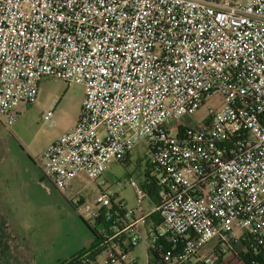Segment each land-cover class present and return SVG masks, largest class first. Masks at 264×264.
Returning <instances> with one entry per match:
<instances>
[{
	"label": "built area",
	"instance_id": "obj_1",
	"mask_svg": "<svg viewBox=\"0 0 264 264\" xmlns=\"http://www.w3.org/2000/svg\"><path fill=\"white\" fill-rule=\"evenodd\" d=\"M44 78L83 87L75 124L32 159L44 180L64 194L142 144L161 191L153 202L130 175L131 210L104 192L74 200L86 227L98 231L100 213L110 227L65 264L96 252L136 264V247L143 264L150 249L164 264H218L217 247L264 250V0H0L4 129ZM214 96L218 107L194 121Z\"/></svg>",
	"mask_w": 264,
	"mask_h": 264
},
{
	"label": "rangeland",
	"instance_id": "obj_2",
	"mask_svg": "<svg viewBox=\"0 0 264 264\" xmlns=\"http://www.w3.org/2000/svg\"><path fill=\"white\" fill-rule=\"evenodd\" d=\"M82 98L83 87L81 85L44 78L39 83L36 100L31 105L19 107V117L16 122L9 129H4L0 125V135L7 138L9 150L16 152L19 157L25 159L31 178L29 182L35 187L36 194H39L37 197L51 201L42 207L43 211L35 219H33L32 214H28L33 209L29 205L24 206L28 210L27 214H18V220L21 224L31 226L32 223L35 234L37 231L39 234L41 233L40 242L45 248L53 246L54 239H51L53 236L64 233L63 226L66 221H68V229L74 234L77 233L78 225L83 227V224L79 217L76 216L75 220L70 217L71 214L68 212L70 207L65 198L55 192L51 185L41 178L39 171L31 163V158L38 156L50 141L58 138L74 123L79 113ZM219 104L218 96L208 99L193 113V120L196 122L204 120L207 115L206 107L216 108ZM48 111H52V117L50 121H45L43 116ZM142 158H145V149L142 144H139L128 158L127 163H111L105 175L96 182L75 181L79 200L84 203H91L100 192H104L113 196L115 203L123 202L126 209H133V194L125 181L126 177L130 175L138 182L142 179L141 173L145 168L141 161ZM13 171L19 176L22 173V170L17 166L13 168ZM9 198L10 200L14 199L12 194ZM73 198L74 196L71 199ZM84 229L83 227V231H85ZM216 244V240L211 241L201 249L200 254L214 252ZM137 250L139 258L137 264H143L144 259L140 247ZM234 251L236 252V249ZM221 258L220 264H240L237 258L230 253H226ZM105 261L106 254L102 252L92 264H105ZM150 262L152 263L151 258Z\"/></svg>",
	"mask_w": 264,
	"mask_h": 264
},
{
	"label": "crops",
	"instance_id": "obj_3",
	"mask_svg": "<svg viewBox=\"0 0 264 264\" xmlns=\"http://www.w3.org/2000/svg\"><path fill=\"white\" fill-rule=\"evenodd\" d=\"M77 117L66 131L75 124ZM56 139L50 141L40 153ZM31 163L33 164V162ZM15 166L22 170L20 176L18 173H13ZM29 175L25 159L19 157L16 152L9 150L7 138L0 135V264H57L58 261L69 259L93 242V235L80 218L85 231H83L82 225H78L77 233H72L68 229V221H66L63 226L64 233L51 238L54 240L53 246L50 248L41 245V233L39 234L37 231L35 234L32 223L31 226H28L19 222L18 214L28 213L25 205L33 207L28 214H32L33 219H35L43 211L42 207L51 202L37 197L39 194H36L35 187L29 182L31 179ZM51 187L55 190L52 185ZM55 192L65 198L70 207V211L68 209L71 214L70 217L74 220L76 216L79 217L72 204L74 200L79 198L75 182L72 183L66 193L61 194L56 190ZM10 194L14 199L10 200ZM73 196L74 198L71 199ZM80 202L82 201L80 200ZM137 249L138 247L134 248L130 253V258L134 259L136 264L139 260ZM142 253L143 250H141V255Z\"/></svg>",
	"mask_w": 264,
	"mask_h": 264
},
{
	"label": "trees",
	"instance_id": "obj_4",
	"mask_svg": "<svg viewBox=\"0 0 264 264\" xmlns=\"http://www.w3.org/2000/svg\"><path fill=\"white\" fill-rule=\"evenodd\" d=\"M127 161H123L120 163L124 164V163H127ZM149 169H150V167L148 165H146L143 172L141 173L142 179L139 181V184L148 193V196H150L151 200L153 202H157L161 198L160 197L161 191H160L159 186L157 185L158 178H157V176L149 177L148 176ZM109 212L111 213L112 218L120 219L122 217V219H123L124 210L117 207V205H113L112 208L109 210ZM95 224L97 226L96 230H98V231L108 229L110 227V224L107 223L103 219L102 213H100V216L97 219H95ZM89 230H90L91 234L93 235L92 244H90L88 247L80 250L77 254L70 257L69 259H67L65 261H61L58 264H65L68 261L73 260L76 257H79L85 251L92 250V249L97 247V245L99 244L98 231H94L92 229H89ZM158 250H156V249H150L149 250L150 258L152 259V263L150 262L149 264H164L160 259ZM216 251L219 254V263L218 264L221 263V260H222L221 257L223 255H225L226 253H230L231 255H233V257H236L238 262H240V264H264V250L254 252L253 250H251L247 246H245L244 250L239 251L236 254H234L232 251H227L226 253H222L220 251L219 247H217ZM97 256H98V252L94 253L91 256L90 262L88 264L94 263Z\"/></svg>",
	"mask_w": 264,
	"mask_h": 264
}]
</instances>
